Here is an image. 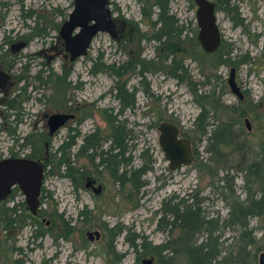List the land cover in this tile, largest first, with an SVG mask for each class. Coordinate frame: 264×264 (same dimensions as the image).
<instances>
[{
    "label": "rangeland",
    "instance_id": "1",
    "mask_svg": "<svg viewBox=\"0 0 264 264\" xmlns=\"http://www.w3.org/2000/svg\"><path fill=\"white\" fill-rule=\"evenodd\" d=\"M169 1L171 14L186 26L187 33L180 42L182 50L197 54L202 48L194 0ZM210 1L216 5L222 53L228 56L224 62L218 57L199 54L198 58L186 57L187 73L178 72L180 77L176 79L168 69L173 67V56L168 52L166 39L165 43L154 41L153 37L160 36L154 35L157 28L141 22L143 5L151 20H155L154 5L139 0H110L113 20L120 28L126 27L123 39L115 41L108 33L99 32L87 54L71 61L59 33L73 11L74 0H0V68L12 76L0 107V147L15 149L22 143L16 137L12 139L7 130L16 129L20 135L30 133L37 120L35 113L46 95L48 109L62 108L64 102L75 108L81 120L77 124L80 136L96 132L99 138L107 140L111 131L105 122V111L120 114L123 110L117 120L127 138L125 158L131 159L134 168L153 167L142 178L147 182L146 187L136 192L129 183H116L102 168L99 172L93 170L87 159L72 157L73 170L66 173L65 168L52 161L38 216L27 210L20 191L1 205L2 210L16 208V212L9 214L15 222L6 231L0 229V264H145L147 261L189 264L187 254L173 244L184 232L166 226V219L160 221L163 212L169 209V205H164L165 200L193 195L189 203L197 202L205 211L204 216L208 215L206 220H218L223 226L230 218L231 198L242 203L250 191L253 199H258V185L241 188L244 174L234 170L241 166L237 148L223 147L222 160L215 162L216 155L206 153L207 136L195 121L200 107L206 103L201 95L210 94L223 106L213 113L214 125L225 123L231 140L242 145L244 153L259 151L258 145L264 143V0ZM128 21L139 25L136 27ZM143 33L150 40L142 37ZM175 39L170 43L176 42ZM177 51V63L181 64V52L178 48ZM112 65L115 68L124 65L121 78L108 68ZM232 69L236 70L244 101L228 85ZM118 85L125 86L129 92L137 90L133 108H127L129 96L124 95L121 101L115 98ZM21 93L22 101L12 102ZM20 104L25 109L22 126L15 124L16 107L18 112L22 110ZM5 105L13 107L6 109ZM239 113L244 116L239 118ZM158 117L162 118L159 123ZM162 122L175 124L181 137L192 143L199 161L209 162L215 172L213 184L229 172L234 179L233 187L217 195L218 188L210 186L208 172L193 168L196 155L191 166L171 171L159 144L158 127ZM65 135L66 130H62L53 141L54 151ZM106 146L104 141L100 150H106ZM223 167L228 171L221 170ZM81 168L95 172L104 187L103 193L95 196L85 188V180L78 182L76 173ZM247 221L254 244L247 248L246 264H259L264 253V214L250 215ZM97 231L100 239L90 241L88 233ZM237 234L231 227L212 234V239H217L219 244L224 241V247L231 249ZM156 247L163 249L162 255H157Z\"/></svg>",
    "mask_w": 264,
    "mask_h": 264
},
{
    "label": "trees",
    "instance_id": "2",
    "mask_svg": "<svg viewBox=\"0 0 264 264\" xmlns=\"http://www.w3.org/2000/svg\"><path fill=\"white\" fill-rule=\"evenodd\" d=\"M139 1L141 3L144 2L142 4L148 3L149 5H154L156 9V12H154L155 20H151V14H148L146 12V8L143 5L141 10V22H146V24L151 25L153 29H159L161 32V37H166V43H164L169 46L168 52L170 54L172 53L171 55L173 56V67H168V69H171L170 75L172 77L176 79L180 77L179 74H177L178 72H182L183 75L187 73V69L184 67V63L185 59H187L186 57L189 56L198 58L199 54L200 56L202 55L203 57L208 58L218 57L221 61H225L224 57H227L228 54L224 52L222 53V44L212 54H206L202 52L203 50L200 51L199 49L198 50L201 52V54L199 51H197V54H192L185 52L184 49L182 50V43L180 44V42L182 41V36L184 34L186 35L187 33L186 26L181 23L174 14H171L169 0ZM128 22L133 23L132 21ZM133 24H135L136 27H138L139 25V23L135 22ZM146 35V33H143L142 37L150 40ZM173 38H176V42L170 43V40H172ZM177 47L181 48V64L177 63L175 59V48ZM137 66L138 65L134 66L132 70L136 69ZM123 67L124 65L115 68L114 65H112L108 68L114 70V73L117 75V77L121 78L124 75ZM117 91L118 92L115 95V98H117L119 101H121L124 95L130 97V104L127 108H133L135 106V96L137 91L136 89L129 92L125 86L120 87V85H118ZM201 97L206 103H203L200 107V113L196 118L195 124L197 125V127H200L202 134L207 136L206 153L215 154V162H218L219 160H222L221 156L223 154L221 153V149L223 147H236L238 150L237 153H241L239 156L241 166H239V168L235 167L234 170L244 174L243 185L241 188H256V185H258V199H253L251 195L252 192L250 191L248 199L242 203H239L238 201L236 202V199L231 198L232 202L230 206L232 210L230 218L227 221H224L225 224L223 223L222 226L219 224L218 220H206L208 215L206 214L204 216L203 213H205V211L197 202L189 203L192 199H194L193 195H187V199L181 200L171 197L168 199V201L165 200L164 205L165 207L169 205V209L168 212H163V216L160 221L163 222L166 219V226H169V228H179L184 232L182 236H180L173 242V244L177 245L185 254H187L189 264H246L245 258L246 256H248L247 248L254 244L252 230L247 219L250 215L256 216V214H258V217H260L264 214V143H260L258 145L259 151L250 150V154L247 152L244 153L243 146H238L235 141L231 140L230 136L228 135V128L225 126V123L218 122L217 125H214L216 119L214 120L213 113L217 109H223V106L220 104L221 101L218 98L213 100V96H211L210 94L201 95ZM122 112L123 110L120 112L119 116L122 114ZM106 115L108 116L107 113ZM242 116H244V113H239V118H242ZM158 118L159 119L157 120V123L162 121L161 117ZM212 120L214 121L212 122ZM107 121L110 126L111 135H113L114 140L113 143L115 144L116 148L113 146V150H110L109 153L101 152L102 154L100 156V165H106L108 174L116 183H119L121 185L129 183L133 186L136 192H140L141 189L145 188L147 185V182H145L142 178L149 171H152L153 167L142 166L139 168H134L133 163L130 161L131 159L127 160L125 158L126 151L124 149V143L127 138L124 132L123 125L119 122V120H115L114 118L112 119L111 116L108 117ZM95 144H98V141H95L93 138L87 140L88 146L95 147ZM116 149L117 151L114 153L113 151H115ZM60 150H62V147L60 148ZM194 155H196L195 152ZM196 156L197 157L194 162L195 164L193 165V168H200L203 172H208L209 177L211 178L210 186L212 187L213 185L218 188V192L216 193L217 195H223V191H226L233 187L232 182L234 181V179L233 177L229 176V172H227L221 178H217L215 184H213L215 173L213 167L210 166L209 162H200L198 159V154ZM52 161H56L60 168H64L65 161L62 157L58 159L57 156H55ZM123 161H126V168L129 167L125 171H121V164ZM209 161L212 162V158H210ZM210 168L213 170L212 172ZM69 170H73L71 165H69ZM221 170L228 171L224 167L221 168ZM64 172L66 173L67 170L64 169ZM76 174L78 176V182H82L83 180H85V173H80L78 171ZM46 192L47 191L45 190L42 191L41 201L44 199V195ZM215 192L213 193L215 194ZM46 197L50 198V196L48 195ZM173 201L177 202L172 203ZM15 212L16 208L2 210V207L0 205L1 230L6 231L9 225L15 222V220L11 219L9 216V214L13 215L15 214ZM83 213L84 212L80 213L81 216H83ZM231 227L233 229H236V232H238L234 242L235 246H232L231 249L224 247V241L219 244L217 239H215L216 241L212 239V234L218 233V231L220 230L223 231V229H231ZM204 236L206 239L201 240L200 237ZM141 247H143V245H141ZM154 249L159 250L157 253L158 256L162 255L163 249L161 247H156ZM230 256L231 262H229ZM217 261L219 263H217Z\"/></svg>",
    "mask_w": 264,
    "mask_h": 264
},
{
    "label": "water",
    "instance_id": "3",
    "mask_svg": "<svg viewBox=\"0 0 264 264\" xmlns=\"http://www.w3.org/2000/svg\"><path fill=\"white\" fill-rule=\"evenodd\" d=\"M110 0H74V8L68 20L62 25L60 37L64 40L65 50L71 55L70 60L87 54L94 36L99 32L114 36V22L109 8ZM196 10V24L198 27V41L204 53L212 54L221 45V32L217 24L216 5L210 0H194ZM8 82V75L0 71V92ZM231 92L243 98L240 88L235 81V69L228 78ZM66 115H54L49 120L51 130H55L69 119ZM248 124V120H246ZM159 144L165 158L169 162V169L176 171L182 167L191 166L194 161L192 143L182 138L180 129L173 123L162 122ZM43 183V168L39 163L17 160L0 162V202L7 199L14 184L20 186L25 197L27 209L36 215L40 206L41 187ZM95 182L88 181L87 187ZM95 194L102 191V187L93 186ZM89 240H99L100 233H88ZM259 264H264V253L260 255ZM145 264H151L147 261Z\"/></svg>",
    "mask_w": 264,
    "mask_h": 264
},
{
    "label": "flooded vegetation",
    "instance_id": "4",
    "mask_svg": "<svg viewBox=\"0 0 264 264\" xmlns=\"http://www.w3.org/2000/svg\"><path fill=\"white\" fill-rule=\"evenodd\" d=\"M112 14V12H111ZM113 19V17H112ZM114 22V36H110L112 40H119V39H123L124 37V32L126 30L124 28V25H122V28H120L116 21L113 20ZM160 32L159 29H156V31L154 32V35L158 34ZM187 32V31H186ZM159 37L155 36L154 41L157 42H164V40L166 39L165 36L161 37V32L159 33ZM161 37V38H160ZM178 50L181 52V48L177 47ZM177 48H175V52H176V61H178V51ZM172 54V53H171ZM174 54V53H173ZM71 57V55H70ZM181 59V53H180V58ZM0 71L6 73L8 75V82L7 85L4 89L1 90L0 92V107L2 106L1 104L3 103V96L6 94V92L9 90L10 88V84L12 81V76L10 73L2 70L0 68ZM235 81H236V70H235ZM237 86L238 82L236 81ZM240 88V87H239ZM38 90V89H37ZM42 91H44V85L42 86ZM241 91V89H240ZM242 93V92H241ZM42 95V94H41ZM235 95V94H234ZM243 98H239L237 96V98L240 101H244V93H242ZM23 94H19L17 96V98L13 99L12 102H16V101H22ZM50 98V96H49ZM263 98H264V94H263ZM40 100V99H39ZM62 102L64 100H61ZM42 106L41 108L38 110L37 113H35V119L34 123L35 126L32 128L31 132L26 134V135H20L19 131L17 134L16 129H8L7 133L8 135H11V138L20 141L21 140V144L18 145L15 149L13 148V146L7 147L6 149L1 148L0 147V162L3 161H17V160H26V161H31V162H35V163H39L42 168H43V183H42V187H41V196H42V191L44 190V182L46 179V174L49 173L50 171V166L52 163V160L55 156H57V158H63L65 161L64 164V168L67 170V172H71L72 170H69V165L72 166V157L73 158H79V159H87L89 164L94 167L93 170L99 172L100 168H102L104 171L108 172L106 165H100V156L101 154L104 153H109L110 150H113V146L115 147V144L113 143V135H111L110 132V136L107 137V140H102L101 138L98 137V134L96 132H92L90 135L85 134L82 136H80V127L77 128V124L80 123L81 120H79V115L77 114V111L75 110L74 107L69 106L67 103H63V105L61 106L62 108H46L47 107V102L48 101V96L44 95L42 98ZM6 106V107H5ZM4 107L7 109L10 106L13 107L12 105H10L8 107V105H5ZM20 109L19 112L17 111V107H16V114H15V124H18L19 126H22L24 123L23 118L25 117V109L22 108V104H20ZM52 109V110H51ZM77 110L79 111V108H77ZM108 116H105V122L107 123V126L110 129V126L108 124V117L111 116L112 119L114 118L115 120L118 119L119 117V113H108L107 110L105 111ZM105 113V114H106ZM54 115H66L69 116L70 118L65 122L64 125H62L61 127L55 129V130H51V127L49 125V120L52 116ZM33 116V115H32ZM6 121V116L4 117V122ZM72 122L74 123V125L72 126ZM62 130H66V135L63 138V141L61 142V144L56 148V150H53V141L57 139V136H59L60 132ZM111 130V129H110ZM17 135V136H15ZM93 138L95 141H98V144H95L93 146H88L87 145V140ZM77 140H79L78 144H77ZM105 142H107V146H106V150H100V146L102 147V144ZM3 146V145H2ZM62 147V150H60V148ZM116 148V147H115ZM117 151V149L115 151H113L114 153ZM102 152V153H101ZM127 153V152H126ZM126 155V154H125ZM96 160H98V162H95ZM129 160V157L128 159ZM126 161H123L121 164V171H125L126 168ZM129 168V167H127ZM80 173H85V181L86 184L88 181H93L95 182V184H93V186H101L102 187V192L104 191V187L102 184L99 183V181L97 180L96 176H95V172L94 171H88L85 170L83 168L80 169ZM85 184V188H88V190H92L93 186H89L87 187V185ZM11 193L9 194V196L7 197V199H5L4 201L0 202V205L6 204L7 201H10L11 199L14 198L15 194L17 192H21V190L19 189L20 186L17 184H14L11 187ZM41 196H40V204H41ZM26 204V202H25ZM27 206V205H26ZM40 208V206H39ZM39 210V209H38ZM38 213V211H37ZM35 216H38V214H36ZM5 231V230H4ZM2 237V234H0V238Z\"/></svg>",
    "mask_w": 264,
    "mask_h": 264
},
{
    "label": "bare ground",
    "instance_id": "5",
    "mask_svg": "<svg viewBox=\"0 0 264 264\" xmlns=\"http://www.w3.org/2000/svg\"><path fill=\"white\" fill-rule=\"evenodd\" d=\"M86 189H88V188H86ZM142 189H144V188H142ZM142 189H141V190H142ZM92 191H93V189H92ZM93 193H94V191H93ZM101 193H103V192L101 191L99 194H95V193H94V195H95V196H98V195H100ZM27 210H28V209H27ZM31 215H32V214H31ZM90 233H91V232H90ZM92 233H93V232H92ZM88 239H89V237H88ZM90 241H91V240H90Z\"/></svg>",
    "mask_w": 264,
    "mask_h": 264
}]
</instances>
